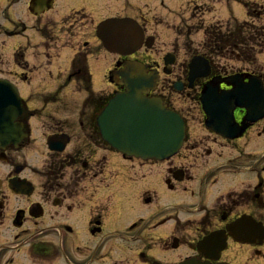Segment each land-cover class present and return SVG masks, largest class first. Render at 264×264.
Wrapping results in <instances>:
<instances>
[{"label": "flooded vegetation", "instance_id": "af4514ba", "mask_svg": "<svg viewBox=\"0 0 264 264\" xmlns=\"http://www.w3.org/2000/svg\"><path fill=\"white\" fill-rule=\"evenodd\" d=\"M80 1L81 7L71 8L65 0H0V84L18 91L23 109L15 121L21 130L0 145V264H130L131 258L141 264H264V239L255 227L238 233L241 240L228 230L245 218L264 226V154L258 150L264 117L248 122L244 108L226 105L232 110L229 135L218 134L201 103L206 84L218 87L216 95L231 91L227 79L234 76L242 82L258 77L264 85L256 66L264 35L235 18L199 29L210 73L189 87L188 62L175 67L174 54L176 62L166 69L164 60L161 65L149 55L155 36L150 49L144 45L132 56L104 48L97 35L102 24L132 19L145 37L151 25H159L145 18L138 0ZM166 1L158 4L174 17L165 20L173 30L183 28L187 14L205 18L214 5L181 0L184 5L170 8L180 1ZM233 1L246 13L258 5ZM89 22L95 24L94 42L82 31ZM231 32L241 39L229 42ZM97 45L114 56L100 91L94 90L92 64L102 62L88 52ZM61 59L68 66L48 79L53 90L38 87ZM128 60L157 71L147 97L159 99L185 123L184 141L167 159L128 156L103 139L98 115L124 92L119 73ZM232 62L244 69H233ZM190 123L204 133L192 131ZM209 237L214 240L204 248Z\"/></svg>", "mask_w": 264, "mask_h": 264}, {"label": "water", "instance_id": "95a60500", "mask_svg": "<svg viewBox=\"0 0 264 264\" xmlns=\"http://www.w3.org/2000/svg\"><path fill=\"white\" fill-rule=\"evenodd\" d=\"M97 34L108 50L124 55L136 51L143 37L142 31L135 23L128 21L127 30L124 21L119 20L102 24ZM173 61L172 57L166 63ZM190 69V82L208 74L205 62L199 59L193 61ZM122 77L128 92L113 98L101 114L99 125L103 138L124 154L142 159L168 158L182 144L184 138L182 121L172 112L166 111L156 100H148L144 96L148 90L154 88L157 80L155 75L148 76L145 68L138 63H128V69L122 73ZM232 83L233 90L226 95H216L218 87L210 84L205 88L202 96L204 110L208 115V126L223 135H229L226 131L232 120V110L226 105L236 104L245 108L248 122H255L264 117L263 86L243 84L238 77H234ZM19 112L21 110L17 95L0 92V128L4 122L7 124L16 119ZM10 128H14L13 125H10ZM1 137L0 142H3L6 138ZM246 219H241L230 226V231L236 233L241 229L243 233L249 232L251 226L247 224ZM251 224L253 225V222ZM260 226L261 238H263L264 228ZM213 240L209 237L203 242V246L207 247Z\"/></svg>", "mask_w": 264, "mask_h": 264}, {"label": "rangeland", "instance_id": "374dc122", "mask_svg": "<svg viewBox=\"0 0 264 264\" xmlns=\"http://www.w3.org/2000/svg\"><path fill=\"white\" fill-rule=\"evenodd\" d=\"M162 1H166V0H138V3H136L137 6H139L142 9L143 15L146 14L145 18L147 20H153L156 18L157 22L159 23L158 26H153V25L150 26L151 30L147 32V36L156 37L155 44L149 50L148 53L152 57L153 60L158 61L159 63H161V65L164 64L163 58L166 56L167 53H173L177 56V63L175 64V67L186 65V62L190 61V56L188 55L187 51L190 50L191 48H194V49L197 48L200 44H202L206 40L203 37L202 30H199V29L205 28L207 25H209V23L216 24L217 21H221V22H218L217 24H221V23L225 24L229 21H233V18H235L240 22L248 21L252 25H256L259 32H261V34L264 35V11H263V8L259 7L260 5L262 6L264 5V0H240L245 4L247 2H249V4L257 3L258 5H255L253 8L254 13H251L249 11L248 13H246L244 6L242 4H239L238 2H234L233 0H230L228 4L225 3L227 2V0H212L214 4L212 11L206 14L205 18H202L201 14L199 16L200 18L195 16L196 14H190V15L187 14L180 21L182 22V25H184L183 28H181V30H173L171 27L166 26L165 24L166 18L170 22L171 19H174V17L171 14L167 13L165 9L161 8V5H159L158 2L161 3ZM178 1H180V3H177V5H170L169 7L178 8L179 6L184 5V4H181V0H178ZM186 1L187 0H184L182 3H185ZM65 2L71 8L72 7L79 8L82 6V2L80 0H65ZM169 3H170L169 1H166L165 5L168 6L167 4ZM224 4L226 5L224 6ZM221 5L224 7L220 8ZM217 7H219L218 11L220 12L221 15L218 13L216 16L215 10L217 9ZM250 13L252 17L247 18V14L249 15ZM131 14L137 15L138 12L135 9H133ZM99 15L101 16V14ZM96 18L99 19L100 17H96ZM43 22L44 21H42V23ZM150 23H153V22L150 21ZM219 27L220 25L216 28H219ZM258 27H260V29ZM94 29H95V24L93 22H89L87 27L84 26V29L82 31L86 33L87 35L86 40H90L93 42L95 41ZM245 34L247 35L249 34V32L246 31ZM261 38H263V36ZM259 47L260 48H258L257 54H258L260 61L257 60L256 66L260 67L262 72H264V41H261V39H260ZM199 51H202V49ZM88 52H92L94 55H96V57L93 60H96V62L101 60L102 62V63L95 64V65L94 63L92 64V72H93V77H94V83H93L94 90L96 91H100L102 89L104 90L106 89V83L103 77H104L105 72L111 69L114 56L107 55L106 53H104L105 51L102 49V47H98V45H97V48H94L92 50L88 49ZM67 62L68 61L65 59L59 60L55 68L50 69L49 70L50 73L44 76L46 78V81H44L43 83L41 82L38 83L37 86L41 87V89H44L47 92H51L54 86L53 84H50L48 79L51 76L52 78H55V75L58 72L63 73L64 72L63 70H65L68 66ZM230 64L233 67V69H244L243 66L237 64L236 62H232ZM168 82H169V79H165L163 84L167 85ZM106 92L110 93L109 91H106ZM106 96L108 95H105L101 98H106ZM190 107L192 108V110H194L193 105H190ZM195 119L196 121L201 122V118L198 119V117L196 116ZM196 123H190L189 124L190 129L192 131H195L197 134L204 133L202 131L203 127ZM259 146L260 147H258V150L260 154H264V138L263 137L259 141ZM262 161L264 162V155H263ZM253 178L254 179L257 178V175ZM261 178L264 179V173H262ZM260 213L263 217V222H264V206L263 205L260 209ZM263 249H264V246H263ZM129 261H130V264H141L137 258H131L129 259Z\"/></svg>", "mask_w": 264, "mask_h": 264}, {"label": "trees", "instance_id": "16d2710c", "mask_svg": "<svg viewBox=\"0 0 264 264\" xmlns=\"http://www.w3.org/2000/svg\"><path fill=\"white\" fill-rule=\"evenodd\" d=\"M230 34V37H232L230 40L231 41H233V42H235L236 40H240L241 39V37H242V35L240 34V35H237V33H229Z\"/></svg>", "mask_w": 264, "mask_h": 264}]
</instances>
